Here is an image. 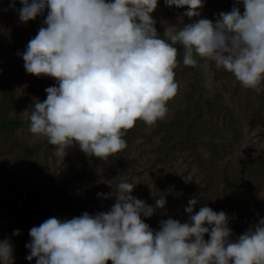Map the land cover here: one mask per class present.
<instances>
[{"label":"clouds","instance_id":"9594fccd","mask_svg":"<svg viewBox=\"0 0 264 264\" xmlns=\"http://www.w3.org/2000/svg\"><path fill=\"white\" fill-rule=\"evenodd\" d=\"M21 23L47 16L23 53L27 73L54 78L27 115L29 132L65 157L78 146L87 156L107 161L127 147L125 134L137 121L152 126L163 120L179 90L175 79L177 44L183 64L197 57L215 63L245 88L264 84V0H237L213 21L198 19L170 26L162 39L153 13L158 0H19ZM187 8L183 17L201 16L202 0H164ZM16 0L10 7L15 8ZM183 17L180 23H183ZM135 184L121 180L115 203L107 212L61 220L50 217L29 231L28 261L36 264H264V218L231 240L229 217L189 199V221L168 218L154 231L143 218L155 207L135 198ZM103 195V194H98ZM20 233L16 230L13 235ZM210 237L207 241L205 236ZM9 239L0 240V264H14Z\"/></svg>","mask_w":264,"mask_h":264},{"label":"rangeland","instance_id":"374dc122","mask_svg":"<svg viewBox=\"0 0 264 264\" xmlns=\"http://www.w3.org/2000/svg\"><path fill=\"white\" fill-rule=\"evenodd\" d=\"M202 2L201 16L190 20L183 17L186 7L169 8L158 0L153 19L160 37L167 40L170 26L180 28L233 6L244 11L237 0ZM11 3L0 0V240H10L14 264H36L26 259L33 226L50 217L109 211L122 179L135 184L131 195L150 206L164 195L165 207L142 217L154 231L168 218L188 222L184 209L192 198L198 200L193 214L208 206L229 217L231 240L264 218V84L260 92L245 89L210 60L197 57L195 67L185 66L178 52L179 90L163 120L152 126L137 121L123 137L126 149L107 161L78 146L56 157L46 138L29 132L27 115L19 116L46 99V88L58 86L54 78L27 73L18 55L44 26L47 10L25 24L19 0L14 9ZM5 120L12 124L3 128Z\"/></svg>","mask_w":264,"mask_h":264},{"label":"trees","instance_id":"16d2710c","mask_svg":"<svg viewBox=\"0 0 264 264\" xmlns=\"http://www.w3.org/2000/svg\"><path fill=\"white\" fill-rule=\"evenodd\" d=\"M240 7H241L242 9H244L242 3H240ZM218 16H219V15H215V16H212V15H211V16H208L207 19L213 21V23H214L215 20L218 18ZM176 47L178 48V52H180V53L183 54V51H184V50H183V47L180 46L179 44H177ZM11 124H12V123H10V122H8V121L5 120V122L2 123V126H3V128H4L6 125H11ZM27 152H28L29 155H31V154H33L34 150H33V149H27Z\"/></svg>","mask_w":264,"mask_h":264}]
</instances>
